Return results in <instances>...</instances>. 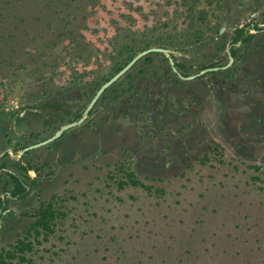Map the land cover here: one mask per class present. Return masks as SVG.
Wrapping results in <instances>:
<instances>
[{
  "label": "rangeland",
  "instance_id": "obj_1",
  "mask_svg": "<svg viewBox=\"0 0 264 264\" xmlns=\"http://www.w3.org/2000/svg\"><path fill=\"white\" fill-rule=\"evenodd\" d=\"M251 23L263 30L232 48ZM157 45L184 75L237 57L194 80L165 55L144 57L106 90L99 121L19 154ZM45 102L71 113L22 115ZM10 171L31 193L7 199L0 252L43 203L66 215L8 264H264V0H0V195ZM128 172L152 189L121 188Z\"/></svg>",
  "mask_w": 264,
  "mask_h": 264
},
{
  "label": "trees",
  "instance_id": "obj_2",
  "mask_svg": "<svg viewBox=\"0 0 264 264\" xmlns=\"http://www.w3.org/2000/svg\"><path fill=\"white\" fill-rule=\"evenodd\" d=\"M259 29L260 28L256 25H253L252 27L249 25L235 27L233 30L231 44L233 45V43L237 42H250L255 36V33H252V30ZM231 52L236 57V51L233 49ZM122 67H117L114 73L118 72L120 69H122ZM21 167L24 168V170L30 169L28 166ZM9 177L13 186V188L9 190L10 196H14L18 199H24L31 193V186L22 178L20 174L17 172H9ZM127 177V180H122L119 183L121 188H124L127 185H135L142 186L149 191L152 189L150 185H147L138 179L133 172H128ZM7 210V199H4L3 196L0 195V218L3 217L4 211ZM65 215L66 214L64 211H62V209L58 207L53 201L40 205L37 211V219L28 233L23 238L19 239L17 243L12 246V248L3 249L0 252V264H8L9 261L15 259H18L19 262L26 261V253L34 249V243H41L40 237H42L43 240H47L50 235L54 233L57 220L64 218Z\"/></svg>",
  "mask_w": 264,
  "mask_h": 264
},
{
  "label": "water",
  "instance_id": "obj_3",
  "mask_svg": "<svg viewBox=\"0 0 264 264\" xmlns=\"http://www.w3.org/2000/svg\"><path fill=\"white\" fill-rule=\"evenodd\" d=\"M225 29V27L222 28V31ZM153 52H160V53H164L167 55V57L169 58L174 70L180 75V77H182L183 79L186 80H194L199 78L200 76L204 75L206 72H210V71H216V70H220V69H227L229 68L235 61V57L231 54V52L229 51V55H230V60L229 62L224 65V66H215V67H210L207 68L205 70H202L198 73L192 74V75H188V76H184L182 75L178 69L175 66V59H174V55H176V52L173 49L170 48H166V47H149L141 52H139L137 55H135L126 65H124L122 67V69H120L117 73H115L109 80H107L106 82H104L101 87L98 89L97 93L95 94V96L92 98V100L90 101V103L88 104V106L86 107L83 116L76 120V121H72L69 123H66L64 125H62L60 127V129L57 130V132H55L52 136L39 141L37 143H33L31 145H28L26 147H24L21 152L19 153L20 155L25 154L26 152L45 146L47 144L52 143L53 141L59 139L61 136L64 135V133L74 127H77L81 124H83L85 122L86 117L88 116L90 110L93 108V106L96 104V102L98 101V99L101 97V95L109 88L111 87L114 83H116L120 78H122L142 57L146 56L147 54L153 53ZM3 154H1L2 156ZM7 211H4V214ZM2 218H0V229H1V222H2Z\"/></svg>",
  "mask_w": 264,
  "mask_h": 264
},
{
  "label": "flooded vegetation",
  "instance_id": "obj_4",
  "mask_svg": "<svg viewBox=\"0 0 264 264\" xmlns=\"http://www.w3.org/2000/svg\"><path fill=\"white\" fill-rule=\"evenodd\" d=\"M246 25H249L250 27H252L253 25H256V26H258L260 29L259 30H257V31H260V30H263L258 24H246ZM253 33V32H252ZM239 44H246V43H242V42H237V43H233V45H232V48H233V46H236V45H239ZM149 47H153V46H149ZM149 47H147V48H149ZM154 47H166V48H170V49H172L170 46H168V45H157V46H154ZM147 48H144L143 50H145V49H147ZM142 50V51H143ZM231 52V51H230ZM151 54H162V55H165L166 57H167V55L166 54H164V53H160V52H153V53H150V54H147L146 56H144V57H146L147 58V56H150ZM231 54H232V52H231ZM233 55V54H232ZM230 56V55H229ZM234 56V55H233ZM144 57H142V58H144ZM235 57V56H234ZM236 57H237V54H236ZM236 57H235V61H234V63L236 62ZM141 58V59H142ZM168 58V57H167ZM140 59V60H141ZM168 60H169V58H168ZM230 60V59H229ZM169 62H170V60H169ZM179 61H176L175 60V66H176V68L178 69V67H180V65H179V63H178ZM233 63V64H234ZM170 64H171V62H170ZM232 64V65H233ZM231 65V66H232ZM171 66H172V64H171ZM224 66V65H223ZM208 68H210V67H208ZM172 69L174 70V68H173V66H172ZM182 69V68H181ZM207 69V68H206ZM203 70H205V69H203ZM175 71V70H174ZM178 71L182 74V75H184L182 72H181V70H179L178 69ZM202 71V70H201ZM176 72V71H175ZM117 73V72H116ZM177 73V72H176ZM207 73V72H206ZM205 73V74H206ZM115 73H113V75H114ZM112 75V76H113ZM177 75L178 76H180L178 73H177ZM111 76V77H112ZM184 76H188V75H184ZM203 76V75H202ZM111 77H108L104 82H106L107 80H109ZM201 77V76H200ZM182 78V77H181ZM186 80V79H185ZM103 82V83H104ZM102 83V84H103ZM101 84V85H102ZM101 85L94 91V93H92V95L90 96V100H89V102H88V104L90 103V101L92 100V98L95 96V94L97 93V91H98V89L101 87ZM109 89V88H108ZM106 92V91H105ZM105 92L101 95V97L98 99V101L96 102V104L93 106V108L90 110V112H89V114H88V116L86 117V119H85V121H97L98 120V116H96L98 113H99V111L97 112L96 110H97V108H99V104H100V102L101 101H104V94H105ZM88 104H87V106H88ZM86 106V107H87ZM53 107V109L54 110H58V112H64V114H70L71 112H70V110H69V108L67 109V108H63V107H61V105H58V106H53V103H51V102H45V103H42L41 105H37V106H32V105H30V106H27V107H24V110L22 111V115H27V114H30V115H33V116H38V117H40L39 119H41V118H44V120L45 121H54L52 118H51V116L48 114V109L49 108H52ZM86 107H85V109H86ZM85 109L83 110V112L80 114V113H75V115L73 116V117H69L66 121H76V120H78V119H80L82 116H83V114H84V111H85ZM102 119H105V117H102ZM101 119V120H102ZM107 119V118H106ZM108 119H110L109 117H108ZM104 120V121H110V120ZM100 120V121H101ZM99 121V120H98ZM60 129V128H59ZM57 132V131H56ZM27 153V152H26ZM2 154H4V153H2ZM10 172H12V171H10ZM12 184V183H11ZM12 188H13V186H12ZM6 193H7V195H6ZM10 191L9 190H7L4 194H1L2 196H3V198L4 199H9V198H11V199H13V200H20V199H18V198H16V197H14V196H10Z\"/></svg>",
  "mask_w": 264,
  "mask_h": 264
}]
</instances>
